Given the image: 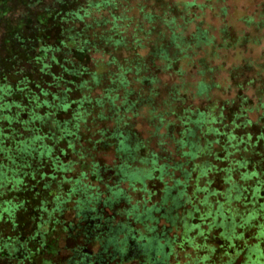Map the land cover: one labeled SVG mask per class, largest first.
I'll use <instances>...</instances> for the list:
<instances>
[{
  "label": "trees",
  "instance_id": "16d2710c",
  "mask_svg": "<svg viewBox=\"0 0 264 264\" xmlns=\"http://www.w3.org/2000/svg\"><path fill=\"white\" fill-rule=\"evenodd\" d=\"M82 2L0 0V264H264V116L247 117L253 100L237 97L226 123L208 122L214 148L202 163L201 149L184 150L194 120L178 95L167 126L185 140L164 155L174 165L151 154L140 173L126 164L129 136L95 113L116 89L86 92L92 53L116 62L118 19L101 42L89 14L105 3Z\"/></svg>",
  "mask_w": 264,
  "mask_h": 264
},
{
  "label": "rangeland",
  "instance_id": "374dc122",
  "mask_svg": "<svg viewBox=\"0 0 264 264\" xmlns=\"http://www.w3.org/2000/svg\"><path fill=\"white\" fill-rule=\"evenodd\" d=\"M89 1L105 3L91 8L89 14L90 21L101 24L91 31L102 30L101 42L109 37L113 16L118 19L116 32L121 38L111 50L116 62L108 65V55L92 53L91 87L86 92L98 98L108 87L116 89L118 99L109 106H98L95 113L111 116L107 122L110 131L121 130L129 136L132 151H137L132 155L135 160L130 158L126 164L137 166L144 174L151 154L168 158L173 145L183 144L185 139L177 126H167L168 120L172 122L169 113L175 109L178 95L185 98L194 120L191 132L185 135L184 150L191 146L201 149L202 163L210 159L214 148L208 141L214 140L210 127L215 122H208L222 115L226 123L233 100H253L249 105L252 112L247 111L251 120L264 116V94L260 91L264 87V0ZM113 67L126 70V76ZM110 107H119V114H110ZM93 131H81L77 146H84ZM162 133H169L171 138H158L156 134ZM160 140L165 141L162 148L166 154L158 145ZM138 154L141 161H136ZM167 158L168 164L174 165ZM101 163L113 165L108 157H101ZM189 258L179 256L180 261Z\"/></svg>",
  "mask_w": 264,
  "mask_h": 264
},
{
  "label": "flooded vegetation",
  "instance_id": "af4514ba",
  "mask_svg": "<svg viewBox=\"0 0 264 264\" xmlns=\"http://www.w3.org/2000/svg\"><path fill=\"white\" fill-rule=\"evenodd\" d=\"M128 238H129V237H128ZM129 239H130V238H129ZM78 243L80 244V240H79V239H77V240H73V243H72V244L74 245V244H78ZM87 245H88V244H87Z\"/></svg>",
  "mask_w": 264,
  "mask_h": 264
}]
</instances>
